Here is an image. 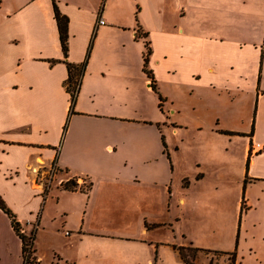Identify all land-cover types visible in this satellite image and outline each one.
<instances>
[{
	"label": "crops",
	"instance_id": "1",
	"mask_svg": "<svg viewBox=\"0 0 264 264\" xmlns=\"http://www.w3.org/2000/svg\"><path fill=\"white\" fill-rule=\"evenodd\" d=\"M56 2L68 60L86 62L74 105L54 0H0V197L22 232L37 227L38 264H101L75 249L85 237L119 241L107 264H188L175 246L264 264V0ZM51 198L71 206L53 214ZM159 204L203 222L155 241ZM60 213L72 242L56 241ZM0 264H25L1 208Z\"/></svg>",
	"mask_w": 264,
	"mask_h": 264
},
{
	"label": "rangeland",
	"instance_id": "2",
	"mask_svg": "<svg viewBox=\"0 0 264 264\" xmlns=\"http://www.w3.org/2000/svg\"><path fill=\"white\" fill-rule=\"evenodd\" d=\"M146 48H147V51H146L147 53L149 49V45H147ZM244 127H247V123L246 125H244ZM187 182L188 181L185 180L184 184H187ZM57 184L58 182H55L54 185H57ZM176 184H177V181H174V186H176ZM181 185L179 186L181 187ZM233 198H234V193L232 196L233 202L230 201L231 202L230 209L231 208L235 209L236 207L235 200ZM50 206H51V210L53 214H55L59 211V209H62V207L71 206V202L68 199H65L64 201H61L58 203L55 199L51 198ZM151 206L153 208L152 209L153 214H149L147 216V222H148L147 226L148 228H150L151 233H153V234H150L151 238H153V240L155 241H166L168 239L181 238L179 235L181 233V230L187 231L190 235H195L196 233L195 221L200 220L201 223L203 222L202 221L203 218L201 215H196L193 212H190L184 220H181L178 223V225H176L175 222L173 221V216H172V213L174 211H172L171 214H169L168 212H165V207L164 205H161V204H159L157 207H153V205ZM244 209H245V206L243 204V210ZM106 217L112 218L113 216L107 215ZM164 219H166L165 221H169L166 224V226L162 228L159 227L160 229L156 228L161 225L155 222H159ZM56 220H57L56 228L61 229L62 222L64 223V221H66V217L60 213L59 216H57ZM104 221L110 226H114L115 224V220L113 219L103 220V222ZM133 227H135V225H133ZM127 228H130V227H127ZM34 229H35V226L32 227V229L27 233V235H30L31 231ZM65 230H69L71 232L73 231V229H71L70 227H65V229L63 228L61 230L56 229L57 234H55V237H56L57 243L63 244L65 240H68V242H72V238L75 235H77V232L75 231H73L70 234L69 233L66 234ZM124 230L127 231V229H124ZM49 238L51 237L49 236V232L47 230L42 232L40 236V244L44 248H48L50 245L53 244V240L52 239L49 240ZM200 240H201V243H207L211 239L209 240L205 239L201 233ZM118 242H119L118 240H114L112 238L102 239V238L85 237L83 241L80 242L77 245V247H75V249H77L78 252L80 251L82 252L81 254L83 257V261H89L91 259L92 260L96 259L101 264H107L106 262L110 261L108 259H111L112 255L114 254V250L111 248V246ZM189 247L191 248L187 250V256H186V259L189 262L188 264H209L211 262L213 264H232L233 263L232 262L233 254H222L218 252H210V251L203 250V249L196 250L193 248V246H189ZM127 254L129 256L132 254L129 249H127ZM46 255H48V253H46ZM50 255L52 256L53 252H51ZM33 258H34V263L38 264L37 258L34 255L31 257V259Z\"/></svg>",
	"mask_w": 264,
	"mask_h": 264
},
{
	"label": "trees",
	"instance_id": "3",
	"mask_svg": "<svg viewBox=\"0 0 264 264\" xmlns=\"http://www.w3.org/2000/svg\"><path fill=\"white\" fill-rule=\"evenodd\" d=\"M54 9H55V18L57 20L59 33H60V40H61L62 50H63V54H64V61L67 63V67H68V71H69V76L67 79V90L71 93L72 105H74V102L76 100V95H77V92L79 90V83H81L83 73H84V70L86 67V62L81 63V64H76V63H72L68 60L69 18L60 11L56 0H54ZM150 54H151V48L149 47L148 52L145 56V65L146 66H147ZM145 69L147 70V72L150 76L151 71H149L147 69V67H145ZM150 78H152V81H153L151 83H154L155 80H154L153 75H151ZM153 87H154V89H156L155 85ZM160 98H162V97H160ZM78 185H79V182H78L77 178L69 180L68 182L64 183V187L66 189H75V188H77ZM47 189L48 188L46 187L45 192L47 191ZM82 189H84V188H82ZM0 208L3 209L5 212H7L10 215L13 227L23 241V253H24L25 264H35L34 258L31 259V257L33 256V253H34V241L36 239L37 227H35V229L31 231L30 235H27L26 233L22 232L21 221L16 218V216L7 207L5 201L1 197H0ZM175 248H177L179 250V252L181 253L185 262L189 263L186 259V256H187V250L191 247H189V246H175ZM193 248L196 250H201L199 248H195V247H193ZM233 260H234V257L232 259V262H233ZM209 264H213V263L211 262Z\"/></svg>",
	"mask_w": 264,
	"mask_h": 264
},
{
	"label": "built area",
	"instance_id": "4",
	"mask_svg": "<svg viewBox=\"0 0 264 264\" xmlns=\"http://www.w3.org/2000/svg\"><path fill=\"white\" fill-rule=\"evenodd\" d=\"M99 22L101 24H104L105 23V20L103 18H100ZM252 148H253V151L254 150H258V149H263V145H261L260 143H254L253 146H252ZM54 173H55V167L52 166L51 167V170L48 173L51 179L50 178L47 179V181L45 183V186L46 187L50 186V183H51V180H52V177H53Z\"/></svg>",
	"mask_w": 264,
	"mask_h": 264
}]
</instances>
